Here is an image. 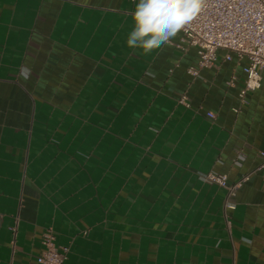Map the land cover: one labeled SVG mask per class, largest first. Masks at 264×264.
<instances>
[{
	"label": "crops",
	"instance_id": "1",
	"mask_svg": "<svg viewBox=\"0 0 264 264\" xmlns=\"http://www.w3.org/2000/svg\"><path fill=\"white\" fill-rule=\"evenodd\" d=\"M138 2L0 0V264H264V79L128 47Z\"/></svg>",
	"mask_w": 264,
	"mask_h": 264
},
{
	"label": "built area",
	"instance_id": "2",
	"mask_svg": "<svg viewBox=\"0 0 264 264\" xmlns=\"http://www.w3.org/2000/svg\"><path fill=\"white\" fill-rule=\"evenodd\" d=\"M139 1V0H132ZM185 48L193 47L197 53V69L188 73L197 76L198 71L209 67L216 58L217 51L234 54L238 59H246L244 89L239 97L259 88L264 79V0H205L202 9L179 31ZM180 103L188 107L186 97ZM213 119L212 113H206ZM239 157L234 162L239 166ZM258 170L264 171V159ZM248 176L226 186V177L215 173L201 176V181L226 188L227 198L234 196ZM228 207H231L228 205ZM42 253L36 257V264H64L68 257L67 247H57L50 232L42 236Z\"/></svg>",
	"mask_w": 264,
	"mask_h": 264
},
{
	"label": "clouds",
	"instance_id": "3",
	"mask_svg": "<svg viewBox=\"0 0 264 264\" xmlns=\"http://www.w3.org/2000/svg\"><path fill=\"white\" fill-rule=\"evenodd\" d=\"M205 0H139L127 45L145 52L159 48L202 9Z\"/></svg>",
	"mask_w": 264,
	"mask_h": 264
}]
</instances>
